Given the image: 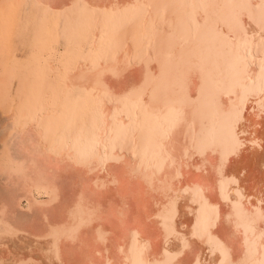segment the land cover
Listing matches in <instances>:
<instances>
[{
  "label": "bare ground",
  "instance_id": "bare-ground-1",
  "mask_svg": "<svg viewBox=\"0 0 264 264\" xmlns=\"http://www.w3.org/2000/svg\"><path fill=\"white\" fill-rule=\"evenodd\" d=\"M12 1L48 26L1 130L0 264H264V0Z\"/></svg>",
  "mask_w": 264,
  "mask_h": 264
},
{
  "label": "rangeland",
  "instance_id": "rangeland-1",
  "mask_svg": "<svg viewBox=\"0 0 264 264\" xmlns=\"http://www.w3.org/2000/svg\"><path fill=\"white\" fill-rule=\"evenodd\" d=\"M11 3L14 4V5H12ZM22 4H23V6H21ZM22 4L21 5H16L12 1V2L6 3L5 6H0V11H1L0 12V16H2L3 14H7V13L9 14L10 13L11 16H12V18H13V22L14 21L16 22V23L14 22V30L10 34L11 36H9V48H11L12 55L10 53V57L8 59L9 62L7 61V63H6L7 64L6 65L7 68L10 66L9 68H12L14 70V72L16 74V77L14 76V78H13V85L11 87L10 93L7 94L6 96L3 95L1 97V99H0V153H1V150L3 148L2 147L3 146V142H2V139H1V132H2L1 130L3 129L2 127H4V125H6L8 123V116L12 113V110H14L16 108L18 110V108L23 107L22 105L24 103V99H22V97L23 98H26L28 96V94H26L28 92L26 89L25 90H22V89L19 88V86H20V84H19L20 79L23 76L24 77H29V74L30 73L28 74V71H30L32 68H34V70H33V72H35L34 74H36L37 72L41 71L42 68H40V67H42V66H40V65L42 64L43 57H45L44 55H37V52H38L39 48L36 46V43L35 42L37 41V39H39V37L43 38L45 32L47 31V26H48L47 25V23H48L47 21L48 20L46 18L47 15L45 14L42 17V19H40L38 21V19L36 18V15H37L36 9L34 7H32L31 4H29V3H25L24 4V2H23ZM26 8H28V9H26ZM71 9H72L71 7H68V9H65L64 10L65 12L62 11L61 14L64 15L68 11H71ZM53 14H55V13H53ZM91 14H92V11H89L88 10V13L86 14V17L88 16L87 18H89V16H90V18H91V16H92ZM20 17H21V21H20ZM22 24H23V27H22ZM59 25L58 26L60 27V31L62 32V34L60 33L59 44L63 48L65 46L66 39H68L67 34H64L65 32L62 30V29H64V26H66V18H64V16L61 18V21H60ZM40 26H41V28L39 29ZM20 28H21V30H18ZM34 28H35V30H34ZM20 31H22V32H20ZM23 31L25 32L26 35L24 34ZM27 31L30 32V33H28ZM27 34L29 35L28 37H27ZM64 35H65V37L66 36L67 37L65 38ZM61 36H63L64 40H62ZM10 40H12L14 43L11 42ZM26 40H28L29 42L28 41L25 42ZM27 43H29V44H27ZM18 46H20V47L18 48ZM31 47H34V48H31ZM14 57H16V58H14ZM11 58H12V60H10ZM34 59H36V60L34 61ZM12 62H13V64H12ZM17 63H18V65H17ZM26 63L29 65L30 68L28 67V65L25 66ZM15 65H17V66H15ZM36 66H38V67H36ZM20 68H22V70H19ZM27 68H28V70H27ZM15 85H17L16 88H15ZM25 95H26V97H24ZM5 98H7V101H5L6 100ZM9 99H11V100H9ZM18 99H19V101L20 100L21 101L19 102ZM7 103L9 104L8 106H7ZM16 103H17V105L19 104V106H16L15 105ZM1 104H2V106H1ZM9 106L11 107L10 109H9ZM3 107H5L6 109H4ZM68 108H70V106ZM7 111H9V112H7ZM19 114L20 115L18 116V118H19L18 119V124L19 123H23V122H25L27 120V118H26L27 115H22L21 113H19ZM14 137L15 138L13 140L12 146L14 148V151L18 152V146H17L18 145V141H17V137L16 136H14ZM10 186L11 185L8 184L7 181H6V178L3 175L0 174V205L6 203V199H7V195L9 193V190H10ZM25 204H26V201L24 200L23 205H25ZM20 211L25 212V208L21 207ZM20 214H22V213H20ZM10 250H15L14 243L12 241H7L6 240L3 245L0 244V253L3 254V255H5L6 257L9 256V251Z\"/></svg>",
  "mask_w": 264,
  "mask_h": 264
}]
</instances>
